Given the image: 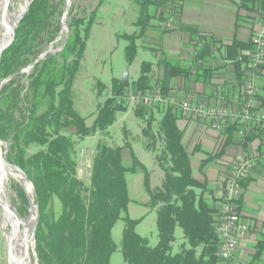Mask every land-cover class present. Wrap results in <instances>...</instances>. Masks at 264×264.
Masks as SVG:
<instances>
[{"label": "trees", "instance_id": "trees-1", "mask_svg": "<svg viewBox=\"0 0 264 264\" xmlns=\"http://www.w3.org/2000/svg\"><path fill=\"white\" fill-rule=\"evenodd\" d=\"M86 19L69 23L65 47L49 53L30 73L21 71L30 65L60 34L66 0H33L20 20L11 45L0 61V80L17 73L0 91V138L12 143L8 160L26 172L35 187L39 208L36 229V252L40 264H112L117 246L113 228L130 201L127 173L142 171L149 192L148 206L157 210L159 241L151 246L148 238L136 228L141 219L126 218L122 252L128 264H211L220 260L221 239L216 231L218 198L208 179L193 174L190 153L184 144V131L179 127L180 111L171 106L137 107L134 114L145 126V148L164 171L161 186L152 188L150 171L135 155L130 143L110 145L100 139L92 159L89 183L78 177L76 145L89 136L106 133L117 119L119 111L114 95L124 92L130 81L115 78L111 96L98 108L91 125L76 108L74 83L84 58L89 33L101 4ZM139 6L136 21L138 31L127 35L126 58L131 63L136 56V40L145 34L151 20L158 17L168 0H134ZM264 8V0H255L254 9ZM256 9V10H257ZM159 17H162V12ZM236 47V43L232 47ZM247 48L254 50L253 39ZM203 58L199 54L197 58ZM239 85L244 70L235 54ZM161 85L169 92L176 77L190 78L193 68L173 60H164ZM264 67V66H263ZM210 67H196V79L206 77ZM152 63L144 61L133 86L152 87ZM104 83H97L102 93ZM113 95V96H112ZM257 99L264 107V94ZM157 109V110H155ZM159 115L157 116V112ZM236 126L227 128L232 131ZM261 130L247 134L245 142L262 137ZM76 135L78 141L73 139ZM31 145L39 149L28 154ZM131 150V164L125 165L122 151ZM61 203V212L54 202ZM241 198L238 200L240 204ZM180 226L185 242L174 251L175 230Z\"/></svg>", "mask_w": 264, "mask_h": 264}, {"label": "crops", "instance_id": "crops-1", "mask_svg": "<svg viewBox=\"0 0 264 264\" xmlns=\"http://www.w3.org/2000/svg\"><path fill=\"white\" fill-rule=\"evenodd\" d=\"M254 4L255 0H168L159 11L162 17L152 19L145 34L137 38L144 37L148 48L159 56L154 63L150 61V75L155 84L161 85L163 80L164 60L179 62L195 72L198 66L210 67L208 81L203 76L197 80L195 74L190 78L176 77L171 81L169 92L179 100L196 97L206 103L224 104L237 112L241 105V86L232 57L234 54L237 59L247 56L250 51L247 46L258 32L260 9H254ZM234 43L236 47H232ZM199 54L203 58H197ZM259 92L264 94V67ZM177 109L180 111L177 123L184 131L193 174L198 179H208L215 190L223 184L236 156L250 152L263 154L242 182L240 210L249 232L239 239L231 259H220L214 264H264V130L252 127L242 136L237 124H231L236 126L231 132L227 130L231 125L215 129L210 122L185 117ZM259 130L263 132L261 138L245 142L247 134ZM195 172H202L203 176L198 177Z\"/></svg>", "mask_w": 264, "mask_h": 264}, {"label": "rangeland", "instance_id": "rangeland-1", "mask_svg": "<svg viewBox=\"0 0 264 264\" xmlns=\"http://www.w3.org/2000/svg\"><path fill=\"white\" fill-rule=\"evenodd\" d=\"M98 3L99 0H72L68 14V22H75L78 19L84 18L88 19L97 8ZM25 4L26 0H11L10 11L14 12L20 6H24L25 8ZM64 7L65 5L62 7L63 11ZM138 15L139 6L134 0L101 1L95 15L96 20L89 33L84 58L73 88L76 108L86 117V123L88 125H91L95 120L99 106L104 103L108 96H111L112 83L115 78L121 79L127 69L130 84L126 87L125 91H129L133 87L132 82L140 75L142 63L144 61H152L154 63L159 58L153 50L148 48V41L143 37L136 41L137 52L135 58L131 63L127 61L126 49L129 44L127 35H131L137 31L134 23ZM61 18L62 16H60V21ZM55 40L52 42L53 47L60 48L63 43V37L57 41ZM50 44L44 50H47ZM99 81L105 85L100 94L98 93L97 87ZM156 112L159 115V112ZM144 126L145 123L134 114V111H119L116 121L109 128L108 132L97 133L96 135L87 137L83 141H78L79 138L74 135L73 139L78 141L76 145L78 177L86 183H89L91 164L96 146L98 141L103 139L110 145L125 146L126 143H130V148H132L138 159L150 171L151 187L161 186L165 174L163 169L155 161L154 154L144 146L146 139L142 131ZM0 140L2 142V151L4 155L6 154L8 160L12 151V143L9 140L1 138ZM130 148L124 147L122 151L125 165L131 163ZM38 149L39 146L31 145L27 153L32 154ZM208 166L211 167L212 163L210 162ZM195 174L198 177L203 176L202 172H195ZM9 181V184L6 183L5 187L7 188V196L10 203L16 208L18 215L22 219H27L29 214H31V206L25 187L14 178H11ZM127 182L130 201L127 210L122 213L112 231L117 246L111 257L112 264H128L122 252L123 230L126 225V218L141 219L136 230L140 235L148 238L151 246H156L159 241L157 210L150 208L147 204L149 202V192L145 184L144 173L142 171L128 172ZM33 199L35 203V194L33 195ZM54 206L56 213L59 214L61 212V203L57 198L55 199ZM33 220L31 228L35 223L36 217ZM19 224L21 225V223ZM4 228L6 231H9V227ZM175 236L174 251H179L180 246L185 242L183 230L180 226L176 227ZM34 245H36V239L34 244L33 241L30 244L32 258ZM0 264H9L6 240L2 234L1 227ZM29 264H33V262L30 261Z\"/></svg>", "mask_w": 264, "mask_h": 264}, {"label": "built area", "instance_id": "built-area-1", "mask_svg": "<svg viewBox=\"0 0 264 264\" xmlns=\"http://www.w3.org/2000/svg\"><path fill=\"white\" fill-rule=\"evenodd\" d=\"M170 25L171 23H167V26ZM253 44L254 50L238 59L244 70V80L240 90L241 105L237 112L231 111L224 104L206 103L196 97L179 100L172 92L166 93L159 84L147 89L134 87L129 91L118 93L113 96L115 103L127 108V111H133L137 107L156 108L171 105L179 108L183 116L208 121L215 129L237 124L238 132L242 136L252 127L264 130V107L257 99L264 66V9L258 11V32L253 37ZM193 74L196 72L192 71ZM262 156L263 154L255 152L236 156L223 184L216 189L219 205L216 214V231L221 239L218 250L220 259H231L239 239L249 232V225L242 216L238 200L243 192L242 182L250 176Z\"/></svg>", "mask_w": 264, "mask_h": 264}, {"label": "water", "instance_id": "water-1", "mask_svg": "<svg viewBox=\"0 0 264 264\" xmlns=\"http://www.w3.org/2000/svg\"><path fill=\"white\" fill-rule=\"evenodd\" d=\"M32 1L33 0H30V1L26 0V5H25L24 10L22 11V13L14 21V25L11 28L10 37L8 38V40L5 43L0 45V61H1V57H2V54H3L4 50L6 48H8L11 45V43L13 42L14 37H15L16 28H17L20 20L23 18V16L28 11L29 6H30ZM10 3H11V0H5V5H4L3 12H2V25L3 26L6 25L5 16L10 11ZM71 4H72V0H66L64 11H63L62 18H61V31H60L59 36L55 40V41H57V40H59V39H61L63 37V43L60 46V48H54L53 47V43H51L49 48L47 50H44L30 65H28L26 68H24L21 71V73H27V74L30 73L32 71V69L35 67V65L38 62H40L41 60H43L49 53H56V52L62 50L65 47L66 42H67L68 37H69V34H70V32H69L68 14H69V11H70V8H71ZM16 74L17 73H14V74L10 75L9 77H7V78H5V79L0 81V91L8 83V81H10ZM121 80L123 82L129 81V72H128L127 69L123 73V76H122ZM4 160H7L6 154L4 155V152L2 151V148L0 147V167L2 169H3V165H4ZM7 162L12 167L16 168L18 171H20L22 173V175H23V177H24L26 182L31 183V185L33 187L34 194H35V187H34L32 181L29 179V177L26 174V172L23 171L18 165L10 163L8 160H7ZM3 187H4V181L1 180L0 181V227H1V230L3 232V236H4L5 240H6V248H7V253H8V258H9V264H11L10 260H11V257L13 255L12 238H13V234L17 230V226L11 225L10 228H9V231H6L4 226H3L4 216L5 215H13L16 218L18 224L21 223L22 218L18 215L16 208L13 207L9 203L8 199L4 196ZM25 191H26V189H25ZM26 194H27V197H28V200H29L31 208L35 207V210H36V220H35V223H34L33 227L31 228V238H32L33 244H34L36 229H37V225H38V222H39V208H38V203L37 202L34 203L27 192H26ZM35 200H36V196H35ZM33 259L36 262V264H39V260H38L37 252H36V245L33 246ZM211 264H214V263H211Z\"/></svg>", "mask_w": 264, "mask_h": 264}, {"label": "bare ground", "instance_id": "bare-ground-1", "mask_svg": "<svg viewBox=\"0 0 264 264\" xmlns=\"http://www.w3.org/2000/svg\"><path fill=\"white\" fill-rule=\"evenodd\" d=\"M4 5H5V0H0V45H2L8 40V38L11 35V28L14 25L15 19L22 13L24 9V6H20V8L15 10L14 12L9 11L5 16L6 25L3 26L2 25V12L4 9ZM0 147L2 148L1 141H0ZM11 178L18 180L24 185L26 192L28 193L32 201L34 202V199H33L34 191H33V187L31 183L26 182L22 173L18 171L16 168L12 167L7 162V160H4L3 169L0 167V181L1 180L4 181L3 193H4V196L8 199L9 203H10V200L7 196V188L5 187V184L10 182L9 180ZM35 217H36L35 207L31 208V214H29L27 219H22L21 225L18 224L16 218L13 215L4 216V223H3L4 227L10 228L11 225L17 226V230L13 234V238H12L13 255L11 257V264L12 263L13 264H29L30 261H32L33 264H36L30 252V244L33 241L30 235L31 234V224L34 221L33 219Z\"/></svg>", "mask_w": 264, "mask_h": 264}]
</instances>
